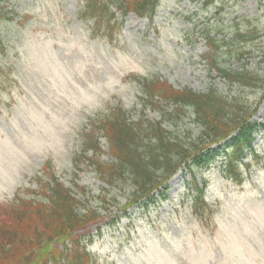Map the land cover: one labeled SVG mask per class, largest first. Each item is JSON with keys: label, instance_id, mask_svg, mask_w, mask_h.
Listing matches in <instances>:
<instances>
[{"label": "rangeland", "instance_id": "rangeland-1", "mask_svg": "<svg viewBox=\"0 0 264 264\" xmlns=\"http://www.w3.org/2000/svg\"><path fill=\"white\" fill-rule=\"evenodd\" d=\"M77 1L0 0V202L16 193L40 199L27 189L39 191L55 173L78 198L74 185L83 187L90 205H102L101 194L109 199L101 223L76 232L96 264H264L262 130L254 142L259 158H246L253 166L243 184L222 175L221 145L206 168L184 167L164 194L139 207H128L122 195L133 188L110 187L83 165L79 141L90 120L111 107L123 106L133 121L160 120L162 108H175L163 100L161 110L145 106L133 75L156 76L175 89L214 86L262 99L263 90L239 88L209 68L200 29L210 27L232 44L222 45L226 67L264 73V0H161L153 21L117 13L94 35L77 18ZM238 29L244 37L231 42ZM261 101L253 120L264 124ZM191 119L185 117L180 131L193 127ZM165 127L175 129L168 121ZM98 138L101 159L112 161L106 138ZM192 183L204 188L206 208L195 207Z\"/></svg>", "mask_w": 264, "mask_h": 264}, {"label": "trees", "instance_id": "trees-1", "mask_svg": "<svg viewBox=\"0 0 264 264\" xmlns=\"http://www.w3.org/2000/svg\"><path fill=\"white\" fill-rule=\"evenodd\" d=\"M160 1L78 0L76 15L88 35H94L97 27L116 21L117 13L122 16L134 13L152 21ZM13 19V14L8 16V20ZM200 31L208 48L202 57L211 70L239 88L264 92V73L245 67H226L222 61V45L232 44L217 38V33L214 34L210 27ZM232 37L229 40L234 42L244 35L238 29ZM0 51L5 52L1 44ZM1 72L5 69L0 67ZM133 79L145 106L161 110L163 100L166 106L168 102L174 103L175 108L171 111L162 108L160 120L150 121L140 116L133 121L131 112L117 105L105 115L90 120V130L79 139L83 165L91 168L98 179L110 187L124 184L133 188L122 194L128 206H143L153 199V193L161 188L165 190V185L183 165L193 172L206 168L210 163L208 160L221 148L212 146L223 141V176L238 184L248 179L242 168L248 170L253 165L246 158H259L253 147L254 135L260 129L264 134V124L252 117L264 95L256 101L242 97L243 94L224 93L214 86L196 92L190 87L175 89L156 76L133 75ZM189 114L193 127L185 126V130L180 131V127L187 124L182 121ZM167 121L173 123L175 129H167ZM100 133L107 138L112 161L101 159L104 151L98 138ZM81 157L75 155L76 164ZM195 189V207L206 208L209 204L203 190L197 185ZM27 191L40 199L25 198L22 193H16L10 200L0 202V264L94 263L76 232L102 220L101 210L108 209L107 196L101 194L102 205H90L91 198L87 193L83 192L82 198L76 197L55 173H50L47 181L40 182L39 191Z\"/></svg>", "mask_w": 264, "mask_h": 264}]
</instances>
